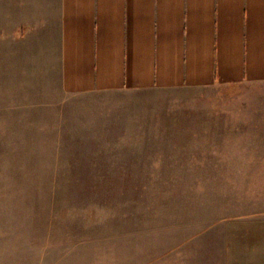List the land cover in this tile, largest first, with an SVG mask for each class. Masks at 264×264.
<instances>
[{
  "label": "rangeland",
  "instance_id": "374dc122",
  "mask_svg": "<svg viewBox=\"0 0 264 264\" xmlns=\"http://www.w3.org/2000/svg\"><path fill=\"white\" fill-rule=\"evenodd\" d=\"M3 69L0 264L264 263V80L70 95Z\"/></svg>",
  "mask_w": 264,
  "mask_h": 264
},
{
  "label": "crops",
  "instance_id": "0c3cea01",
  "mask_svg": "<svg viewBox=\"0 0 264 264\" xmlns=\"http://www.w3.org/2000/svg\"><path fill=\"white\" fill-rule=\"evenodd\" d=\"M0 63L70 95L261 81L264 0H0Z\"/></svg>",
  "mask_w": 264,
  "mask_h": 264
}]
</instances>
